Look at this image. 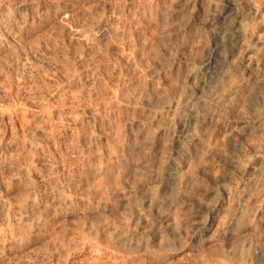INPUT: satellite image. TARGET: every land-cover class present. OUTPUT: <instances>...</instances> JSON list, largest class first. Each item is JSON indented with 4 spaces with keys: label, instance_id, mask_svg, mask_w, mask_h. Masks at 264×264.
I'll list each match as a JSON object with an SVG mask.
<instances>
[{
    "label": "rangeland",
    "instance_id": "374dc122",
    "mask_svg": "<svg viewBox=\"0 0 264 264\" xmlns=\"http://www.w3.org/2000/svg\"><path fill=\"white\" fill-rule=\"evenodd\" d=\"M175 1L0 0V228L14 239L0 264H264V122L247 121L264 114L262 88L227 118L236 136L209 124L196 145L183 140L190 107L205 108L194 88L211 26L230 5L191 0L177 14ZM247 1L262 34L264 0ZM171 158L187 185L171 180L174 200L153 204L172 231L148 204ZM130 231L137 243H122Z\"/></svg>",
    "mask_w": 264,
    "mask_h": 264
},
{
    "label": "bare ground",
    "instance_id": "6f19581e",
    "mask_svg": "<svg viewBox=\"0 0 264 264\" xmlns=\"http://www.w3.org/2000/svg\"><path fill=\"white\" fill-rule=\"evenodd\" d=\"M190 2L191 0H176L171 12L183 13L185 11L184 6ZM228 4L230 6L220 13L219 20L213 25L210 22L215 41L210 51L209 60L194 88L198 99L205 105V108L190 107L189 111L194 116L195 124L191 128L180 129L183 140L189 145L193 144L194 146L199 143L201 135L207 131L209 124L213 125L215 130L218 131V135L222 138L225 136H236L237 132H239L238 128L227 124V118L239 111L245 93L251 91L255 85H259L262 88L259 92V97H264V33H257L254 26L255 22L253 21L255 16L259 14V10L255 4H251L247 0H229ZM244 6L247 7L251 14L244 10ZM64 12L60 11V14ZM6 19L5 11H0V43L5 44L9 42V35L5 34L2 28V24ZM247 121L251 123L249 124L251 126L254 123L264 122V114L256 112L250 115ZM133 122L135 121L132 120L131 123ZM165 128L166 126L163 127V130ZM142 140L143 138L138 141L137 145H139L140 150L144 151V146L146 145H144L145 142H142ZM167 144V140H164L163 145ZM163 150L164 148L156 155L155 163L157 168L161 167L165 158H170L169 154H165ZM181 151V156H184V150ZM228 160L235 166L241 163L244 157L237 153H231L228 156ZM147 162L148 160L145 156L141 161H137L135 165L137 167L145 166ZM180 165V161L177 158H171V165L161 175L164 187L160 193H157L156 189H151L148 192V204H150L160 222L164 223L165 227L170 231L173 230L172 216L166 210L158 208L153 202L156 198L160 201L162 197L174 200V194L165 192L171 180L174 181V188L177 187V190L183 185H187V173L181 170ZM157 171L155 170L154 173H158ZM42 177L46 178L44 174H42ZM211 208H213V205H211ZM201 223L202 219L200 217L192 221L191 233ZM146 226L145 224L144 232H147ZM6 231L0 228V247H6L14 240L11 237L12 235H9ZM117 237L124 244L133 245L138 240L131 231L130 233L118 234Z\"/></svg>",
    "mask_w": 264,
    "mask_h": 264
}]
</instances>
